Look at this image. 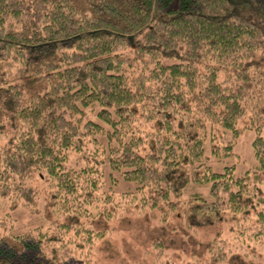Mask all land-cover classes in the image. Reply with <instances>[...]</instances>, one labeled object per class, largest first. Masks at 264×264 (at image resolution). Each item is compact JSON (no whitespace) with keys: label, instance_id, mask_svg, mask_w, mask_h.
Masks as SVG:
<instances>
[{"label":"trees","instance_id":"trees-1","mask_svg":"<svg viewBox=\"0 0 264 264\" xmlns=\"http://www.w3.org/2000/svg\"><path fill=\"white\" fill-rule=\"evenodd\" d=\"M8 128L0 198L35 204L39 176L54 216L94 218L121 180L160 229L201 248L185 264H253L248 250L264 253V0H0ZM244 129L256 132L254 167L213 169L204 153L235 155ZM51 225L16 235L20 247L0 238V264L97 261L105 230ZM152 243L153 261L184 264Z\"/></svg>","mask_w":264,"mask_h":264},{"label":"rangeland","instance_id":"rangeland-1","mask_svg":"<svg viewBox=\"0 0 264 264\" xmlns=\"http://www.w3.org/2000/svg\"><path fill=\"white\" fill-rule=\"evenodd\" d=\"M94 119V116H92ZM247 121V120H245ZM241 121L240 125H243ZM13 134L12 129H7L5 133H0V146L5 144L7 139ZM256 132L244 129L236 141L235 155L217 158L212 157L208 151L204 157L215 170H223L224 166L233 165L235 173L241 175L246 170H251L255 163V157L251 142ZM74 155L71 156L67 165L74 166ZM46 178V177H45ZM120 180V179H119ZM32 185L38 189V198L35 204L14 205L12 199L0 198V238L5 239L10 244L20 247L16 235L35 231L36 228H50L51 222L56 224L71 221L74 223H84L95 229H103L106 232V239L97 242L95 248L97 261L94 264H159V260H154L152 242L157 237H162L170 250H167L168 258L180 255L178 258L182 263L192 261L189 253L198 254L201 250L192 247V241L183 237V234H174L170 228L160 229V222L155 213H150L147 208H142L139 201L132 193H123L131 187L121 180L112 188V202L107 205V214L100 217L85 216H54L50 205V186L47 179L35 176L30 180ZM262 193L264 195V178ZM107 183V182H106ZM129 188V189H128ZM132 190V189H130ZM192 192L188 191L187 193ZM255 247L248 250L253 264H264L262 257L264 253ZM261 262V263H259Z\"/></svg>","mask_w":264,"mask_h":264}]
</instances>
